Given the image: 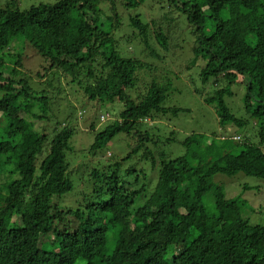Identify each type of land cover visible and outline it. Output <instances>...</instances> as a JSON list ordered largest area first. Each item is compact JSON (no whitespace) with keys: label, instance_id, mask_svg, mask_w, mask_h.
<instances>
[{"label":"trees","instance_id":"1","mask_svg":"<svg viewBox=\"0 0 264 264\" xmlns=\"http://www.w3.org/2000/svg\"><path fill=\"white\" fill-rule=\"evenodd\" d=\"M124 1L125 9L149 2L148 16L125 23L119 0L0 7V115L6 119L0 176H7L0 188V264H264V224L251 223L244 198H227L211 181L217 173L239 172L264 180V0ZM182 20L194 39L182 67L197 66L202 83L213 82L200 93L225 131L192 133L181 141L185 153L172 157L167 147L177 141L176 131L164 140L146 121L163 125L183 110L167 105L173 78L155 76L134 98L130 90L149 63L129 47L139 43L142 55L163 60L182 48ZM16 40L43 57L38 76L47 84L58 74L91 100L124 104L91 151L107 134H127L134 145L122 159L94 168L75 207L57 200L75 188L68 159L72 120L51 139L33 129L28 115L39 118L35 108H50V95L33 87L23 53L8 50ZM236 84L245 88V117L227 100ZM230 128L246 130L231 134ZM141 162L148 167L138 170ZM212 189L215 209L208 213L205 197Z\"/></svg>","mask_w":264,"mask_h":264},{"label":"rangeland","instance_id":"2","mask_svg":"<svg viewBox=\"0 0 264 264\" xmlns=\"http://www.w3.org/2000/svg\"><path fill=\"white\" fill-rule=\"evenodd\" d=\"M58 0H0V7L9 8V4L14 2V7L26 9L33 4L55 3ZM150 1V0H148ZM122 4L124 0H119ZM148 3L132 8H121V14L125 23L129 22L131 16L142 14L148 16ZM107 8V3H103ZM12 7V8H14ZM12 10V9H9ZM110 13V11H108ZM189 24L182 20L180 23V30L177 35L180 36V50H174L172 54L165 56L163 60L146 57L142 55V46L135 43L133 48L129 47L133 56L142 58L149 63V67L141 72V79L135 88L130 90L134 98L139 94L144 93L150 86L153 79L158 77V81L163 78H173V87L168 93V106H178L183 108L178 116H171L168 121H146L149 122L151 131L159 135L162 139L170 136V131L175 130L177 133V141L173 147H167V151L172 157H176L185 153V148L181 144L188 135L192 133H203L209 136L220 134L225 131L220 125L219 117L213 106L205 102L201 91L208 92L212 89L210 85H204L199 76V67H193L190 70H185L182 65L188 62L192 55L191 48L193 46V36L190 34ZM129 32L124 29L121 34ZM22 42V43H21ZM14 41L11 48L8 50L12 53H23L24 70L33 77L32 85L41 91L44 89L50 95V108L44 111L40 106L36 112L40 117L28 115V120L32 122L33 129L40 131H47L49 139L53 137L57 128L63 126V122L72 120L74 127V134L69 141L70 148L68 150V159L70 161V171L72 179L75 183L74 190L66 195L57 197L58 202L62 206L75 207L79 204L78 193H82L85 187L88 186L91 173L94 168H105L112 161H117L126 156L134 145V140L127 134L118 133L116 135L107 134L104 145L98 146L96 150L91 151L93 145L96 143L97 134L102 131L112 130L113 125L119 120V113L124 109V104L117 101L115 104H104L98 100H91L85 96L82 90L77 86H71L67 79H63L57 73L54 77L52 85L47 84V77L38 76V71L42 70L43 57L39 52L27 41ZM176 74V76H175ZM61 77V78H60ZM234 95L229 97L228 103L231 110L240 117L247 116L244 96L245 88L242 84L233 86ZM1 95V94H0ZM101 115H105V120L101 119ZM110 118L107 119V117ZM96 127L92 129V125ZM6 126V119L0 115V127ZM246 129L230 128L232 133H240ZM3 130L1 131V134ZM114 135V136H113ZM258 140L257 137L254 139ZM180 141V142H179ZM49 144L45 145V149L39 159L46 154ZM135 161H126L124 169L130 167ZM147 163H139L138 170L148 167ZM7 180V176H0V188ZM133 180V179H129ZM211 181L215 185H221L224 188L227 198L242 197L247 201L246 212L247 217L251 219V223L264 224V180L254 176H248L242 172L235 175H227L217 173L211 177ZM135 184V183H133ZM129 184L128 186H132ZM205 206L208 213H212L215 209V202L213 197V189L210 190L205 197ZM172 258V255H169Z\"/></svg>","mask_w":264,"mask_h":264},{"label":"built area","instance_id":"3","mask_svg":"<svg viewBox=\"0 0 264 264\" xmlns=\"http://www.w3.org/2000/svg\"><path fill=\"white\" fill-rule=\"evenodd\" d=\"M103 119H105V116H102Z\"/></svg>","mask_w":264,"mask_h":264}]
</instances>
